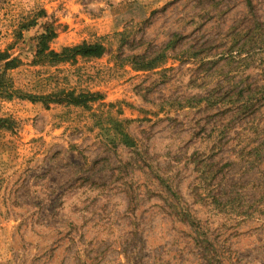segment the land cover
Wrapping results in <instances>:
<instances>
[{
	"label": "rangeland",
	"instance_id": "obj_1",
	"mask_svg": "<svg viewBox=\"0 0 264 264\" xmlns=\"http://www.w3.org/2000/svg\"><path fill=\"white\" fill-rule=\"evenodd\" d=\"M0 54V264H264V0H0Z\"/></svg>",
	"mask_w": 264,
	"mask_h": 264
},
{
	"label": "trees",
	"instance_id": "obj_2",
	"mask_svg": "<svg viewBox=\"0 0 264 264\" xmlns=\"http://www.w3.org/2000/svg\"><path fill=\"white\" fill-rule=\"evenodd\" d=\"M52 39V36L48 35V34H43L40 37V42H39V50L37 52V56L38 57H42V55H45V51L48 50L50 48L49 46V41ZM106 51L105 46L102 43L99 42H95V43H88V42H83L81 44L72 46V47H65L63 48L60 52H56L54 50H50L49 52H46V57H52L55 61H64V60H69L72 59L78 55L81 56H89V57H98V56H102ZM0 59H8V56H5L3 54H0ZM13 62V60H11ZM9 62H7V64H9ZM2 84V77L0 76V85ZM244 90H240L239 92L236 91H230L227 92L225 94H222L219 97V100H226L227 98L231 99L232 102H236L239 104L238 107L240 109H243L245 107H248V102H249V98L248 99H242L244 97ZM29 97H31V99H43L47 96H32L30 95ZM80 97L77 96V98H72V101H70V103H76V101L79 99ZM76 99V100H75ZM262 99H264V93L262 94Z\"/></svg>",
	"mask_w": 264,
	"mask_h": 264
}]
</instances>
